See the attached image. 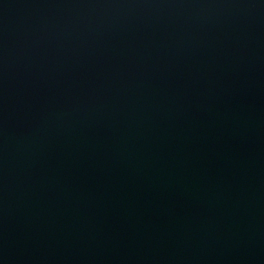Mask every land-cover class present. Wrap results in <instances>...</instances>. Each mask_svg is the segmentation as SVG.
I'll return each instance as SVG.
<instances>
[{"label":"water","instance_id":"water-1","mask_svg":"<svg viewBox=\"0 0 264 264\" xmlns=\"http://www.w3.org/2000/svg\"><path fill=\"white\" fill-rule=\"evenodd\" d=\"M0 264H264V0H0Z\"/></svg>","mask_w":264,"mask_h":264}]
</instances>
